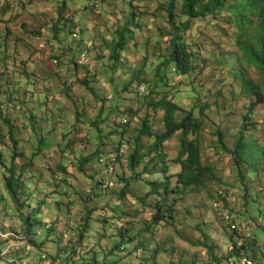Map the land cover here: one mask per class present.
Instances as JSON below:
<instances>
[{
  "label": "rangeland",
  "instance_id": "374dc122",
  "mask_svg": "<svg viewBox=\"0 0 264 264\" xmlns=\"http://www.w3.org/2000/svg\"><path fill=\"white\" fill-rule=\"evenodd\" d=\"M170 1L0 0V236L24 228L4 185L12 160V126L17 151L23 152L15 171L29 166L23 172L27 179L21 199L28 203L25 212L30 207L38 221L34 238L45 243L44 252L55 253L57 242L68 243L66 250L71 249L69 261L59 264H215L212 254L227 256L231 239L242 236L249 244L257 240L264 250V105L255 109V126L246 134L248 154L258 155L259 161L255 168L241 163L244 180L229 151L249 105L258 100L251 89L264 95V76L242 60L235 28L224 12L215 19L190 22L183 37L194 54L192 71L182 77L168 65L160 70L158 86L162 84L156 86L157 68L168 56L173 34ZM175 2V23L180 24L187 17L182 15V0ZM124 27L130 30L125 34L126 50L115 62L110 48ZM246 29L251 32V27ZM86 46V63L78 67L79 49ZM114 90L117 101L108 98ZM163 96L183 109H194L195 119L203 122L200 132L189 138L198 139L202 162L214 170L203 187L176 188L180 133L164 143L168 156L164 164L149 156L134 169L129 166L143 119L150 134L165 131L164 110L150 105ZM102 111L108 132L124 129L129 145L115 170L114 189L96 196L100 190L94 181L114 182L104 165L93 162L104 149L114 147L99 139L96 120ZM185 116L177 113L176 121ZM154 141V136L141 137L139 145ZM92 153L96 154L90 157ZM60 158L63 162L58 163ZM166 177L177 192L170 196L177 199L169 201L174 209L171 218L154 224L159 197H147V192L150 183ZM124 186L129 193L120 196ZM49 187L57 189L49 198L60 201L59 209L53 205L49 210V201L42 202ZM49 223L55 225L52 235L47 232ZM32 257L36 260L31 258L28 264H42L36 251ZM0 264L7 263L0 259Z\"/></svg>",
  "mask_w": 264,
  "mask_h": 264
},
{
  "label": "trees",
  "instance_id": "16d2710c",
  "mask_svg": "<svg viewBox=\"0 0 264 264\" xmlns=\"http://www.w3.org/2000/svg\"><path fill=\"white\" fill-rule=\"evenodd\" d=\"M175 4V0H171L167 7V11L169 13V23L172 25L173 34L170 40L168 56L165 60H163V62L158 65L157 68L158 74L156 77V86H158V79L161 81L160 70L168 65L173 66L174 71H176L177 74L182 77L188 75L192 71L194 54L189 50V44L185 42L183 37V33L190 28V22L192 20L209 17H213L215 19L217 16L222 15L224 12H228V15L230 17L229 21L232 22L235 28L236 37L242 50V60L250 62L264 76V0H182V15L186 16L187 20L180 24L175 23ZM247 26L251 27L250 33L247 32ZM128 31H130L128 27H124V31L119 34L120 38H118L117 42L113 43V46L110 48V58L115 62H118L120 60V53L123 50H126L127 42L125 39V34H127ZM88 48L89 46L84 47L83 51H87L89 54ZM83 51L79 49V57H76V65L78 67H81L78 61ZM112 67L114 69V66ZM83 83L87 84L88 81H83ZM161 84L162 82H160V85ZM110 93L112 94H110L108 98H113V96L114 98H116V90L110 91ZM251 94H253V96H256L258 100L251 102V104L249 105L247 114L242 122L241 129L239 130L238 136L234 141V148L232 150H229L223 141L220 142L224 150L230 151L235 161V165L240 172V178L242 180H244V174L241 171V163H245L248 166L255 168L259 161L258 155L252 154L249 156L248 154L250 144L246 138V134L255 126L252 122L254 117L253 113L257 107H259L260 105H264V95L258 89H251ZM150 105L154 110L157 108H161L164 110L165 115L163 122L165 131L161 134H150L147 121L143 119L139 129H137L138 134L134 136V149L128 156L130 168L134 169V166L136 164H138L142 159H145L149 156H153L151 159L159 160V162L161 161L160 163L164 164L168 157L164 151V143L170 141L177 133H180L181 141L179 153L175 160V162H177L180 167V172L178 174H175L178 177V185L176 186V188L181 186L182 188L180 191H182V189L184 190L191 187H203L205 185L206 176H213L214 170L211 167L206 166L202 162L201 147L198 139H195L193 141L189 139L191 135L198 134L200 132L203 126V122L195 119L194 109L190 111H188V109H183L178 105L173 104V102L169 101L167 96H163L156 102H151ZM114 108L115 110L112 108L111 111L115 112L116 106ZM177 113L186 114L185 118L180 123H178L175 118V115ZM97 115L99 118H96V124L98 126L100 124L98 131L99 139L104 142L105 146H109L110 144L114 145L113 150L109 151L107 148L104 149L100 154L97 155V157L93 161L95 165H104L105 173L110 174L112 179L114 180V182H108L107 185H105L102 180L94 181L96 182V185L99 186L97 187L100 190V192L95 191L96 196H102L103 194H108L109 189L115 186V170L118 167L119 162L121 163V160L125 157L128 151L129 141L124 136V129H121V131L118 128L117 130H115L116 133L108 132L106 122L105 120H103L107 117V115L105 113L103 114V111ZM5 122L8 123L9 120L5 118ZM123 122L122 125L124 124ZM102 126L106 127L105 132L103 131ZM111 134H116L113 139H111V137L109 136ZM149 136H154L155 141L152 144H148L149 146H140L139 142L141 137ZM217 136L222 137L220 133H217ZM9 137L12 142V160L10 161V165L6 166L7 172L4 176V185L6 192L9 194L16 207L15 213L16 215L18 214V218L23 223L24 228L22 230H8L9 233H11L12 231L16 232L14 233L16 235L7 234L8 232L5 229H2L4 231L3 233L7 235L4 237H2L3 235L0 236V259H3L6 262V258L9 259V257H12L14 262H6L7 264H16V262L20 264H28L31 258L34 259L32 257V252L36 251L38 255L37 259H39L42 264H44L43 262H45L46 264H59L62 259H65L68 262L69 258L71 257V249H68V251L66 250V245H68V243L58 244L57 242V244L55 245L56 252L49 253L43 251V246L45 243H38L34 238L35 234L33 232V227L38 221L33 218V215H31L29 211L30 207H26L25 212L24 205L26 206L27 201L25 199H21L22 195L24 194V181L27 179L24 177L25 174H23V172L29 166L28 164H24L22 166L21 172L18 174L16 173L15 162L16 159L23 154V152L17 151L19 141L15 138L12 126H9ZM107 137H110V140H108ZM144 148L147 152L141 153L140 149ZM95 152L97 153L98 151L96 150ZM96 153H92L90 157L95 155ZM2 157L3 154L0 152V164L3 161ZM100 159H102V161H100ZM57 162L60 163L63 162V160L60 158ZM167 169L168 168H165L164 172H166ZM164 181L150 183V186L152 187L151 192H147V197L151 195L159 197L157 204L158 211L157 214L153 216L154 224H158L159 222L166 220L167 218H171V214L174 210L173 204H169V201L173 197H171L170 195H176L177 192L174 190V188H171L169 177H166V180ZM110 183H112V187L109 186ZM126 189L127 186H124L120 196L129 193V191ZM56 191L57 189L49 187L45 198L42 200V202H45L46 199L47 201H49V210L53 205H57L56 207L59 209L60 201H50L49 198V194L55 193ZM176 199L177 198L173 197V202ZM39 207L40 206L38 205L34 208ZM229 218L230 217L227 216V219ZM54 227L55 225L53 223H49L47 227L48 235H52ZM229 227L233 232H239L238 230H240L234 225H230ZM18 236L20 238H17ZM21 240L25 242L24 246H19L21 244ZM128 240L132 241V239ZM248 240L247 238H245V236H242L241 238L235 240L234 238H232V244L228 255L225 257H217L215 254H212V258L214 260L213 262L215 264H222L223 261H225L224 264H242L243 260L247 259L255 264H264V250H262V247L259 245L257 240L253 241L250 244V241ZM13 243L15 244V246L18 245V247L16 248L14 246L15 248H12V246H10L6 256H3L2 253L4 251V245L8 247L9 245H13ZM257 247H259L258 251ZM17 249H21L24 251L18 252ZM209 253H211V249ZM24 258H26V260H23Z\"/></svg>",
  "mask_w": 264,
  "mask_h": 264
},
{
  "label": "built area",
  "instance_id": "2783aa9c",
  "mask_svg": "<svg viewBox=\"0 0 264 264\" xmlns=\"http://www.w3.org/2000/svg\"><path fill=\"white\" fill-rule=\"evenodd\" d=\"M87 56H88V52H87V51H83V52L81 53L80 58H79V61H78L79 65H81V66L85 65L86 60H87ZM100 161H102V159H100ZM109 186L112 187V186H113L112 183H110ZM2 235H3V234H2ZM4 235H6V234H4ZM20 242H21V244H24V243H25L23 240H21ZM10 246H12V248H13V246H15V244L13 243V245H9L6 249H4V251H3V253H2L3 256L6 255L7 251H8L9 248H10ZM6 259H7V258H6ZM6 262H7V263H13L14 260H13V259H7ZM16 264H20V263L16 262ZM242 264H255V263H253V262L250 261V260L245 259V260H243Z\"/></svg>",
  "mask_w": 264,
  "mask_h": 264
}]
</instances>
